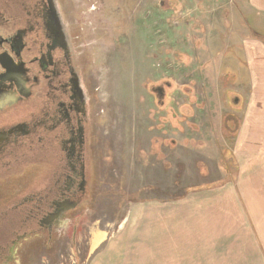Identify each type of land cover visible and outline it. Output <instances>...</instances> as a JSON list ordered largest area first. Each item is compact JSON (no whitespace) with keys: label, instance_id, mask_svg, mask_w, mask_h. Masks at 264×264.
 Returning a JSON list of instances; mask_svg holds the SVG:
<instances>
[{"label":"rangeland","instance_id":"obj_1","mask_svg":"<svg viewBox=\"0 0 264 264\" xmlns=\"http://www.w3.org/2000/svg\"><path fill=\"white\" fill-rule=\"evenodd\" d=\"M60 1L87 63L101 176L89 222L76 233L68 229L48 252L34 253L36 244L20 264H264V220L244 200L252 186L242 188L257 169L241 173L263 153V132L246 131L240 145L250 89L228 59L240 66L235 53L255 38L252 30L255 41L264 40L259 20L243 0ZM170 80L167 106L162 97L157 107L150 86ZM182 86L193 91V103ZM229 91L243 93L240 108L230 104ZM226 115L240 123L234 146L223 129ZM227 177H235L232 196L245 225L211 210L227 198V187L214 190ZM4 231L9 227L0 228L1 241L10 239Z\"/></svg>","mask_w":264,"mask_h":264},{"label":"flooded vegetation","instance_id":"obj_2","mask_svg":"<svg viewBox=\"0 0 264 264\" xmlns=\"http://www.w3.org/2000/svg\"><path fill=\"white\" fill-rule=\"evenodd\" d=\"M62 6L0 0V228L10 236L0 240V264H20L36 244L34 253L48 252L68 229L76 233L97 196L93 89ZM170 82L153 89L157 107L162 97L167 106ZM181 89L193 103L191 88ZM241 95L227 99L238 109ZM225 119L234 145L240 123L226 115L224 131Z\"/></svg>","mask_w":264,"mask_h":264},{"label":"crops","instance_id":"obj_3","mask_svg":"<svg viewBox=\"0 0 264 264\" xmlns=\"http://www.w3.org/2000/svg\"><path fill=\"white\" fill-rule=\"evenodd\" d=\"M243 1L246 12L250 14L252 17L254 15V17H256L257 20H259V26H260L259 28H262L264 30V0H243ZM239 53H240L239 55L240 66L237 64L236 60H233L234 57L228 59H230L231 61V66L232 68H234V72L237 75L238 73H241L243 75L241 83L244 84L245 86H248L247 88L250 89V92H253L251 93V95H249L250 92L249 93L247 92V94L245 95V98L251 99L252 107H249V104L251 103L249 102L248 107L246 108L247 110L245 111V119L243 121L244 126L241 127V130H243L242 132L243 137L241 135V138H239L240 145L243 144L241 143V141L247 139L246 134L244 135L246 131L250 132L252 130H256L257 132H263L260 138V140L262 141L261 144H263V148H262L263 153L254 156L253 160L248 161L246 165L243 168H241V173H246L247 171H254V170L256 171V169L257 171L261 169V171L264 172V40L255 41V39H253L251 41H247L245 45H242L241 50H238L237 53H235L236 54L235 57H237ZM247 54L249 56H247ZM241 55H243L245 59ZM250 56L251 58H249ZM242 63L247 64L246 67L237 69V67H241ZM246 68L250 69V75L248 77L246 75L244 76V72L246 71ZM239 69L241 71H239ZM234 144H236V139L234 140ZM257 171L254 172L252 176H249L246 180H243L242 188L247 189L249 186L252 187L248 190H251L253 187L256 188L254 191L256 196L252 197V199L251 198L249 199L247 196V191H248L247 190L244 192L246 193L244 200L246 199L245 200L246 204L249 205L250 203L252 208L255 204V211H257L256 214H258V211H261V217L264 220V177L261 179L259 177L261 171L260 172ZM234 178L227 177L226 181L220 183L222 187H219V184H217L218 187L214 190H224L227 187V189L229 190H227L226 194L228 195L224 194L225 197L227 198L217 200V202H215L214 209L211 210L213 211L215 218L222 215V213H224L225 219L228 220L229 219L228 217H230V219L232 220L234 219V217H239L241 219V225H245V217L242 213V209L240 208L241 204L238 198L236 199L235 196H232V194L235 192V188L232 185V179ZM259 182H261V184ZM209 190L212 189L210 188ZM223 202L231 205V207L227 206L226 209H224L225 212L224 211L216 212L215 206ZM234 213H236L235 216ZM201 215L205 219V215L204 214ZM195 216L196 214H193L192 212L193 221L192 219H190L189 216V222L191 226H195L198 222H200V221L195 222ZM207 217L209 218L208 215ZM184 220L185 218L182 219L181 224H184ZM231 220H229V222ZM256 221L259 224L258 218L256 219ZM262 252L264 254V250Z\"/></svg>","mask_w":264,"mask_h":264},{"label":"trees","instance_id":"obj_4","mask_svg":"<svg viewBox=\"0 0 264 264\" xmlns=\"http://www.w3.org/2000/svg\"><path fill=\"white\" fill-rule=\"evenodd\" d=\"M255 33V32H254ZM157 85L156 84H152L151 86H150V91L152 92V93H154L153 92V89L156 87ZM157 99L159 100V98L157 97ZM159 107V106H158ZM224 124H225V132H226V134L228 135L227 136V140L229 141V144L233 141V137H234V134H235V131L234 130H232V128H230V119H225L224 120Z\"/></svg>","mask_w":264,"mask_h":264},{"label":"bare ground","instance_id":"obj_5","mask_svg":"<svg viewBox=\"0 0 264 264\" xmlns=\"http://www.w3.org/2000/svg\"><path fill=\"white\" fill-rule=\"evenodd\" d=\"M120 56V55H119ZM116 123V122H115ZM116 136V135H115ZM114 137V136H113ZM117 138V137H116Z\"/></svg>","mask_w":264,"mask_h":264}]
</instances>
